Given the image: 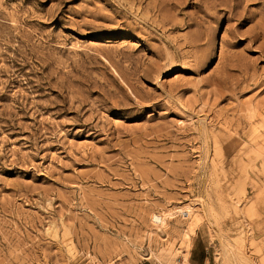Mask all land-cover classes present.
<instances>
[{
    "label": "rangeland",
    "instance_id": "374dc122",
    "mask_svg": "<svg viewBox=\"0 0 264 264\" xmlns=\"http://www.w3.org/2000/svg\"><path fill=\"white\" fill-rule=\"evenodd\" d=\"M0 264H264V0H0Z\"/></svg>",
    "mask_w": 264,
    "mask_h": 264
},
{
    "label": "bare ground",
    "instance_id": "6f19581e",
    "mask_svg": "<svg viewBox=\"0 0 264 264\" xmlns=\"http://www.w3.org/2000/svg\"><path fill=\"white\" fill-rule=\"evenodd\" d=\"M158 216H159V215H158ZM158 216H157V215H156V216L154 215V219H155V220L160 219ZM160 217H161V216H160Z\"/></svg>",
    "mask_w": 264,
    "mask_h": 264
}]
</instances>
